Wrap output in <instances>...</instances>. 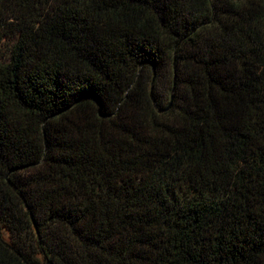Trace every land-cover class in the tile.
<instances>
[{
    "label": "trees",
    "instance_id": "trees-1",
    "mask_svg": "<svg viewBox=\"0 0 264 264\" xmlns=\"http://www.w3.org/2000/svg\"><path fill=\"white\" fill-rule=\"evenodd\" d=\"M0 264H264V0H0Z\"/></svg>",
    "mask_w": 264,
    "mask_h": 264
},
{
    "label": "rangeland",
    "instance_id": "rangeland-1",
    "mask_svg": "<svg viewBox=\"0 0 264 264\" xmlns=\"http://www.w3.org/2000/svg\"><path fill=\"white\" fill-rule=\"evenodd\" d=\"M2 233L4 234L5 238H8V231L3 229Z\"/></svg>",
    "mask_w": 264,
    "mask_h": 264
}]
</instances>
